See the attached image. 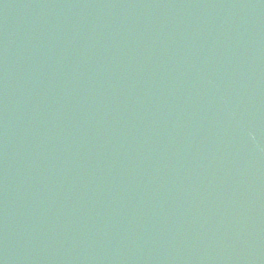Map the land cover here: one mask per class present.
Returning a JSON list of instances; mask_svg holds the SVG:
<instances>
[{
	"label": "water",
	"instance_id": "water-1",
	"mask_svg": "<svg viewBox=\"0 0 264 264\" xmlns=\"http://www.w3.org/2000/svg\"><path fill=\"white\" fill-rule=\"evenodd\" d=\"M0 264H264V0H0Z\"/></svg>",
	"mask_w": 264,
	"mask_h": 264
}]
</instances>
